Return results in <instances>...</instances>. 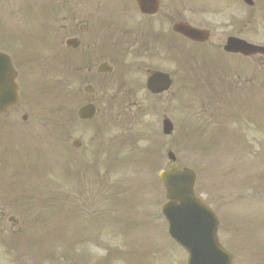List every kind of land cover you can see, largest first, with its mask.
<instances>
[{"label": "rangeland", "instance_id": "rangeland-1", "mask_svg": "<svg viewBox=\"0 0 264 264\" xmlns=\"http://www.w3.org/2000/svg\"><path fill=\"white\" fill-rule=\"evenodd\" d=\"M50 1L0 0V51L13 53L21 72L24 102L19 117L30 114L32 129L44 140L38 160L43 194L33 196L31 187L23 190V200H6L5 188L0 190V212L5 214L0 219V264H77L74 260H82L81 264H186V254L169 239L160 215L164 191L158 173L169 165L168 150L179 165L198 173L197 188L220 214L221 242L234 255V264H264V73L254 75L251 66L234 62L241 79H245L246 69L248 77L255 78L243 119L226 121V130L241 134V142L225 140L219 146V158L210 147L202 153L194 131L198 122L193 120L203 117L210 128L219 120V111L203 88L193 94L198 99L195 104L187 100L178 108L173 101L143 99L130 82L105 88V83H98L95 70L88 73L84 68L81 81L73 83L66 99L57 90V81L66 74V56L71 52L46 51H56L53 28L60 18L69 17L71 9L67 14L64 9L44 10L45 2L52 6ZM48 13L51 18H42ZM254 26L264 34L263 20ZM74 56L76 63H83V57L74 53L72 62ZM88 80L102 89L94 101L99 115L90 122L75 121L68 126L65 146L70 151H49L47 139H58L55 129L62 133L59 121L85 102ZM224 81L222 78L219 84ZM130 91L141 101L139 106L133 100L122 105L119 101V107L112 110V99ZM164 115L174 124L171 137L162 134ZM183 124L186 130L190 128L189 133L185 134ZM23 125L25 128L19 124L23 132H31L29 124ZM4 129L16 148L12 143L20 141L17 129L10 132L0 127ZM73 140L81 141V149L71 147Z\"/></svg>", "mask_w": 264, "mask_h": 264}, {"label": "flooded vegetation", "instance_id": "flooded-vegetation-1", "mask_svg": "<svg viewBox=\"0 0 264 264\" xmlns=\"http://www.w3.org/2000/svg\"><path fill=\"white\" fill-rule=\"evenodd\" d=\"M244 1L59 0L71 9L66 30L82 46L79 53H86L95 68L108 63L120 70L123 74L110 77L114 82L127 83L130 72L150 77L162 71L198 88L215 81L218 57L222 62L228 56L227 41L247 9ZM185 25L198 33L189 39L182 32Z\"/></svg>", "mask_w": 264, "mask_h": 264}, {"label": "water", "instance_id": "water-1", "mask_svg": "<svg viewBox=\"0 0 264 264\" xmlns=\"http://www.w3.org/2000/svg\"><path fill=\"white\" fill-rule=\"evenodd\" d=\"M5 74H11L12 72H7V70H5V56L0 55V112H3L5 110V88L10 87V90L13 89V85L12 82L10 83L9 81H7ZM11 104V103H9ZM175 171V170H173ZM175 175L173 176L174 181L171 182V184L169 186H171L169 188V197L171 198H175L179 199L180 202H183V197L181 195V191H180V181H182L185 177L184 175L179 174L177 171H175ZM173 175V174H172ZM166 178V183L167 185L169 184V179H171V175L170 176H165ZM191 191V187L190 185L187 183L184 187H183V195L184 197H186V192H190ZM194 203V202H193ZM193 203L190 204H183L181 206H176L173 205L177 208H173L174 212L170 213V219H171V225H172V236L176 239V240H183L184 236H179L181 235V231H176L174 229H179V227L182 225L183 221L185 220L184 215L179 212L180 209L179 208H184L187 211V213H191V206ZM212 242L211 244L214 245L215 247L211 250L209 247V251H207V257L205 258V261H203V264H231V257L221 253L219 250H222L220 245L218 244V239L214 233H212ZM219 249V250H218Z\"/></svg>", "mask_w": 264, "mask_h": 264}]
</instances>
